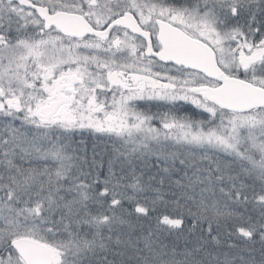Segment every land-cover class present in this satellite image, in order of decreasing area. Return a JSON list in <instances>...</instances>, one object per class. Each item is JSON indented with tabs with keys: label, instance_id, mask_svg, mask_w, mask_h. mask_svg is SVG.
I'll return each instance as SVG.
<instances>
[{
	"label": "snow or ice",
	"instance_id": "snow-or-ice-1",
	"mask_svg": "<svg viewBox=\"0 0 264 264\" xmlns=\"http://www.w3.org/2000/svg\"><path fill=\"white\" fill-rule=\"evenodd\" d=\"M0 264H264V0H0Z\"/></svg>",
	"mask_w": 264,
	"mask_h": 264
},
{
	"label": "trees",
	"instance_id": "trees-1",
	"mask_svg": "<svg viewBox=\"0 0 264 264\" xmlns=\"http://www.w3.org/2000/svg\"><path fill=\"white\" fill-rule=\"evenodd\" d=\"M78 141V140H77ZM94 143H97V141L96 140H94ZM99 143H100V141H99ZM92 141L91 140H88L87 142H85V146L84 147H86L87 148V150H88V152H91L92 151ZM153 222H155L154 220H153ZM189 225L191 226V222H189L188 221V225H187V227H189ZM206 227V226H205ZM224 231V235L221 237V239L222 240H226L227 239V232H228V229H224L223 230ZM164 234V236L163 237H161V239L164 241V243H166V244H171V243H178L177 241H176V239H183V238H187V236L184 234L183 236H181V237H177V235L176 234H172V235H169L168 233H163ZM233 239V242H236L235 241V237H233L232 238ZM180 243H181V241H180ZM225 250H227L226 248H225Z\"/></svg>",
	"mask_w": 264,
	"mask_h": 264
},
{
	"label": "rangeland",
	"instance_id": "rangeland-1",
	"mask_svg": "<svg viewBox=\"0 0 264 264\" xmlns=\"http://www.w3.org/2000/svg\"><path fill=\"white\" fill-rule=\"evenodd\" d=\"M152 110L153 111H156L157 109L155 108V107H153L152 108ZM161 110H163V109H161ZM155 126H157V127H159V123L157 122V124L155 125ZM81 138L80 137H77V140L79 141ZM83 140L85 141V142H87L88 140H91L92 141V144L94 143V139L90 136V135H85L84 137H83ZM97 141V140H96ZM97 143L99 144V141H97ZM84 146H85V144H84ZM88 154H89V157H91V152H88ZM189 222H191L190 221V219H189ZM155 224V222H153V225ZM206 226V225H205ZM146 227H147V225H146ZM189 227H190V225H189ZM231 229H228V231H230ZM185 235L187 236V232H185ZM164 236V234H162L161 235V237H163ZM176 241L178 242V243H176L177 245H179L180 247H183V245H184V241H185V238H183V239H176ZM180 241H181V243H180Z\"/></svg>",
	"mask_w": 264,
	"mask_h": 264
}]
</instances>
